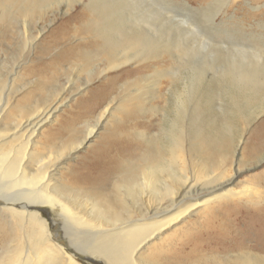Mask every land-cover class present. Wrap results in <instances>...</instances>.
I'll return each mask as SVG.
<instances>
[{"label":"rangeland","instance_id":"rangeland-1","mask_svg":"<svg viewBox=\"0 0 264 264\" xmlns=\"http://www.w3.org/2000/svg\"><path fill=\"white\" fill-rule=\"evenodd\" d=\"M42 1L0 0V109L6 106L4 114L15 119L24 107L29 114L22 115L19 121L23 123L34 110L57 106L31 137L36 145L28 144L27 151L39 157L35 160L42 158L30 163L33 169L56 164L53 173L63 183L61 187L90 204L91 196L83 184L72 181L71 174L105 170L111 178L104 198L122 220L129 214L139 218L137 209H144L139 197L143 171L154 164L163 170L157 172L156 185L173 186L168 175L184 168L190 178L195 165L209 157L211 166L218 165L210 168L211 175L224 172L216 183L224 184L239 169L225 188L255 185L264 197V0H153L151 13L124 8L116 11L118 15L100 4L89 9L86 0H59L51 6ZM96 14L117 20L118 31L141 34L143 41L137 47L141 56L109 69L111 63L125 60L126 51L112 57V52L104 51L103 44H110L104 34L111 35L112 27L109 23L97 27ZM11 16L16 19L14 25ZM145 16L149 22L142 19ZM192 24L199 26L201 41L188 33ZM161 47L173 53L149 55ZM247 72L255 73L257 80L244 78ZM192 88L198 90L193 100L199 110L187 113L180 126L183 148L172 161L170 136L177 129L165 133L176 95ZM135 93L145 96L139 102L146 111H139L136 100L129 102L128 114L117 111L120 102ZM154 93L156 97L151 98ZM107 105L115 116L100 122ZM92 128L95 133L86 138ZM26 130L23 142L32 132ZM195 134L199 135L195 138ZM200 137L218 143L214 152L202 155L206 146L198 149ZM109 140L117 145L106 158L100 154ZM110 158L121 165L117 174L111 171ZM234 199L224 206L214 205L208 215L210 225H201L205 221L200 212L168 228L151 241L145 255L155 259V264H235L243 252L264 256V203L253 206L245 198ZM83 218L89 219L88 214ZM221 223L226 224L222 230L218 228ZM50 227L66 245L60 226ZM4 234L10 232L2 226L0 243ZM160 247L167 257L159 256ZM77 258L85 264H104L82 254Z\"/></svg>","mask_w":264,"mask_h":264},{"label":"bare ground","instance_id":"bare-ground-1","mask_svg":"<svg viewBox=\"0 0 264 264\" xmlns=\"http://www.w3.org/2000/svg\"><path fill=\"white\" fill-rule=\"evenodd\" d=\"M5 1L8 3H39L34 2L38 0ZM56 1L59 2V0H47L49 6ZM103 2L105 3L101 4V0H86L85 6L95 10L100 4L102 9L107 8V10L115 13L124 8L151 13L155 4L153 0H106ZM106 3L108 5L105 6ZM96 15L100 20V23L95 21L97 27H101L102 23L107 27L109 23V26L112 27L109 29L113 32L111 35L104 34L105 40H110L108 42L110 44H103L104 51L112 52L111 57L116 53L126 51L123 54L125 60L119 64L111 63L109 69L117 68L141 56L137 51V47L143 41L141 34L118 31L119 26H116V18V21L112 18L107 20L100 14ZM142 19L149 22L146 16ZM15 20L12 17L11 24L14 25ZM192 26L193 28H188V33L196 34V39L198 36L197 40L201 41L199 26L194 24ZM165 52L173 53L167 47H161L156 49L154 54L150 53L149 55L159 54L161 56ZM171 58H173L172 55ZM242 76L244 78L248 76L247 78L252 82L254 79L257 80L256 74L252 72L244 73ZM197 91L195 88L188 92L182 90V93L175 97L173 118L170 120L168 131L165 133L169 134L173 129H177V133L170 136L171 144H173L171 148L172 161H176L177 152L183 148L184 132L180 126L182 127L186 121L187 113L194 115L199 110L198 104L193 100ZM140 94L135 93L126 96L116 107L117 111L128 114L129 102L132 100L139 102V99H145V96L141 97ZM155 97L154 93L151 98ZM137 106L140 112L146 111L141 102ZM56 108L57 106L53 105L46 111L36 109L23 123L19 121L23 117L22 115L29 114L26 113L24 107L18 109L15 119H12V115L4 114L6 106L0 109V124H2L0 128V228L5 226L10 232V234L3 235L0 243V254L3 253L0 255V264H85L78 260L77 255L80 254L99 259L104 264H155V259L150 260L147 254L145 255V251L149 245L153 244L151 241L158 240L160 234L168 228H172L200 212L204 215L202 220L205 222L202 224L199 222V224L205 225L209 218V212L211 213L214 205L224 206L226 202L228 203L234 198H245L248 204L253 206L264 203V197L261 196L260 190L255 185L252 188L244 185L240 190L225 188L226 184L237 177L239 169L234 170V173L224 184L216 183L217 180L224 177V172L221 171L216 176H212L210 168H217L218 165L211 166L208 157L205 162L200 161L195 165L197 169L195 168L191 174L193 176L190 178L185 175L184 168L180 169L179 173L172 172L168 175L167 177L171 179V182H175L173 186L167 182L161 183V187L156 185L157 172L162 170L159 164L146 168L143 171V182L139 186V197L144 209L142 210V207L137 209L139 218H133L129 214L126 220H122L104 198L108 189V181L111 178L106 176L105 170H100L99 173L92 175L88 173L76 175L73 172L71 174L72 181L81 184V186L84 185L86 193L91 196L90 204L84 199H78L74 192L61 187L63 183L53 173L56 171V164L48 163V165L44 164L36 169L30 166V163H39L42 159L36 161L35 159L39 158L36 157V152L27 151L29 143L33 146L36 145V141L31 140V137L35 135L46 120L50 119ZM111 110L112 108L107 105L100 114L99 121L101 122L109 115L115 116ZM163 111L165 112V110ZM165 115L166 113L162 116ZM24 129L25 131H27L26 129L32 131L26 142L22 141ZM199 131L201 132V130ZM94 133L95 128L90 129L86 138L91 137ZM198 135L195 134V138ZM113 141L109 140V146L102 150L101 156L106 158L112 156L111 151L114 150L112 147L117 145V142L114 143ZM201 144L206 146L205 149H201ZM216 145H218L217 142L211 143L200 137L198 149H201V152L203 150L202 155L207 156L208 153L214 152L217 148ZM149 147L153 152V145ZM110 160L112 162L111 171L118 172L117 170L121 167L118 159L112 161L110 158ZM211 185L212 187L209 188ZM203 187L206 188L203 189ZM202 190L208 191L202 192ZM45 207H50V211ZM41 211L45 212L47 217L43 216ZM86 213L89 219L83 218ZM90 219L93 223L89 222ZM50 223L60 226L67 241L66 245L56 239ZM226 224L221 223L218 228L222 230ZM158 254L160 257H167L163 248L159 250ZM236 260L235 264H264V256L251 252L238 254Z\"/></svg>","mask_w":264,"mask_h":264}]
</instances>
